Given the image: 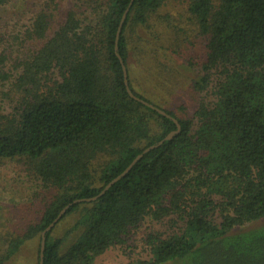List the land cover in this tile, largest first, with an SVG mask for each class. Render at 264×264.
<instances>
[{
  "label": "trees",
  "instance_id": "obj_1",
  "mask_svg": "<svg viewBox=\"0 0 264 264\" xmlns=\"http://www.w3.org/2000/svg\"><path fill=\"white\" fill-rule=\"evenodd\" d=\"M63 1L0 35V160H22L40 188L1 234L0 264L36 238L40 262L61 210L98 195L174 119L173 139L68 208L43 263L94 264L144 228L145 257L129 264H264V227H245L264 218V0H134L117 50L131 0ZM117 54L133 93L170 117L129 95Z\"/></svg>",
  "mask_w": 264,
  "mask_h": 264
},
{
  "label": "rangeland",
  "instance_id": "obj_2",
  "mask_svg": "<svg viewBox=\"0 0 264 264\" xmlns=\"http://www.w3.org/2000/svg\"><path fill=\"white\" fill-rule=\"evenodd\" d=\"M42 0H16L11 5L0 7V35L8 30L15 22L28 21L31 12L35 11ZM68 4L69 0H64ZM186 75H193V72H185ZM194 76V75H193ZM189 89H186L185 96L188 98V112L192 109L194 102L192 97H188ZM181 98V97H180ZM22 160H0V238L5 230H15L22 224L25 208L32 203L33 193L40 189L39 182L32 176L28 167ZM41 187V186H40ZM74 222L73 218H68L58 226L54 232L55 237L62 236L67 228ZM248 229L264 227V218L245 225ZM144 233V228L138 230L128 237V242L123 247L118 246L108 250L98 256L94 264H129L132 261L144 258L146 252L141 246L140 240ZM39 240L27 241L15 252L5 264H38ZM6 251V247L4 248Z\"/></svg>",
  "mask_w": 264,
  "mask_h": 264
},
{
  "label": "water",
  "instance_id": "obj_3",
  "mask_svg": "<svg viewBox=\"0 0 264 264\" xmlns=\"http://www.w3.org/2000/svg\"><path fill=\"white\" fill-rule=\"evenodd\" d=\"M134 0H131L128 8L126 9V11L124 12L123 16H122V19L120 21V25L118 27V31H117V34H116V46H115V49L117 50L118 48V41H119V37H120V34H121V31H122V27H123V24H124V21L127 17V14L131 8V5L133 3ZM120 58V61L122 63V67H123V72H124V81H125V85H126V89L129 93V95L134 98L135 100L137 101H140L141 103L145 104L146 106L152 108V109H155L156 111H158L159 113H161L162 115H165V116H168L170 117V115H168L164 110L158 108L157 106L139 98L138 96H136L133 91L131 90L130 88V85H129V80H128V73H127V69H126V66L122 60V58L120 57L119 54H117ZM176 125H177V129L170 132L169 134H167L162 140H160L158 143L156 144H153L147 148H145L140 154H138L134 160L130 163V165L121 173L119 174L118 176H116L114 179H112L102 190L101 192L92 197V198H83V199H76L74 200L72 203L68 204L67 206H65L61 212L58 214V216L55 218V220L49 224L45 230L42 232L41 234V249H40V262L39 264H44L43 263V259H44V249H45V241H46V233L49 232L54 226L55 224L60 220V218L64 215V213L68 210V208L72 205V204H75V203H80V202H90V201H95L97 200L100 196L104 195V193L110 188L112 187L117 181H119L123 176H125L130 170L131 168L149 151H151L152 149H155L156 147L162 145L165 141L167 140H171L174 138V136L176 134H178L181 130V126L178 122V120L174 119Z\"/></svg>",
  "mask_w": 264,
  "mask_h": 264
}]
</instances>
